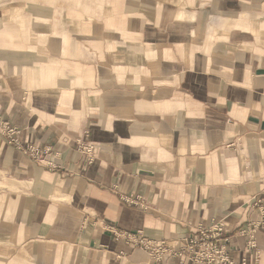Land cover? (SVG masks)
<instances>
[{"label": "crops", "instance_id": "obj_1", "mask_svg": "<svg viewBox=\"0 0 264 264\" xmlns=\"http://www.w3.org/2000/svg\"><path fill=\"white\" fill-rule=\"evenodd\" d=\"M4 4L34 12L0 9V116L58 168L0 136V264H156L116 234L213 221L264 264V230L257 256L239 233L264 212V0Z\"/></svg>", "mask_w": 264, "mask_h": 264}, {"label": "built area", "instance_id": "obj_2", "mask_svg": "<svg viewBox=\"0 0 264 264\" xmlns=\"http://www.w3.org/2000/svg\"><path fill=\"white\" fill-rule=\"evenodd\" d=\"M20 134V129L12 126L10 122L0 116V136L7 145L33 162L44 164L50 170L58 168V165L51 160L49 149L21 141ZM75 148L88 165L93 163L95 158V146L93 144L77 141ZM123 201L130 205L142 207V203L137 198L124 199ZM260 230H264V212L258 221L248 224L247 229L239 232L247 236V250L252 251L256 256L258 251L255 234ZM116 238L145 251L149 259L156 264L168 260H175L179 264H246L245 260L235 262L231 258L224 239V227L218 221H213L209 227L198 228L193 235L183 239L154 241L132 234H116Z\"/></svg>", "mask_w": 264, "mask_h": 264}, {"label": "rangeland", "instance_id": "obj_3", "mask_svg": "<svg viewBox=\"0 0 264 264\" xmlns=\"http://www.w3.org/2000/svg\"><path fill=\"white\" fill-rule=\"evenodd\" d=\"M3 1H9V3H14L15 0H0V4L3 2ZM41 1V0H40ZM22 2V1H21ZM6 4H4V6H0V9H6V8H9L10 10H12L14 13H13V19H17L19 17V15L22 13V10L23 9H31L33 12H34V6H30V5H27L25 6L24 4L22 5H19V6H14V5H9V6H5ZM12 19V18H11Z\"/></svg>", "mask_w": 264, "mask_h": 264}]
</instances>
